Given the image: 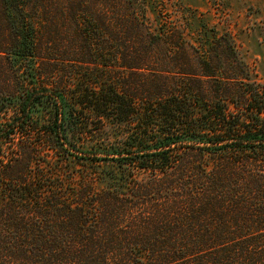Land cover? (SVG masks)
<instances>
[{"label":"trees","instance_id":"16d2710c","mask_svg":"<svg viewBox=\"0 0 264 264\" xmlns=\"http://www.w3.org/2000/svg\"><path fill=\"white\" fill-rule=\"evenodd\" d=\"M166 3L0 0V264H264V84Z\"/></svg>","mask_w":264,"mask_h":264},{"label":"rangeland","instance_id":"374dc122","mask_svg":"<svg viewBox=\"0 0 264 264\" xmlns=\"http://www.w3.org/2000/svg\"><path fill=\"white\" fill-rule=\"evenodd\" d=\"M166 9L173 18L184 17L213 26L218 33L228 34L239 58L250 72L251 78L264 84V0H166ZM178 9V10H177ZM196 35V34H195ZM94 143L83 140L76 146L73 157L81 163L88 159L101 169L112 162L96 153ZM101 151L107 150L106 143L98 144ZM74 158V159H75ZM99 161V162H98Z\"/></svg>","mask_w":264,"mask_h":264}]
</instances>
